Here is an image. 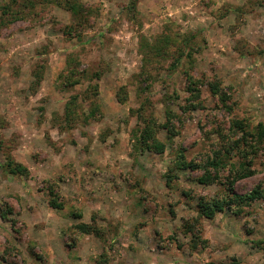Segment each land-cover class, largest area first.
<instances>
[{
	"label": "rangeland",
	"instance_id": "1",
	"mask_svg": "<svg viewBox=\"0 0 264 264\" xmlns=\"http://www.w3.org/2000/svg\"><path fill=\"white\" fill-rule=\"evenodd\" d=\"M77 1L89 12L88 24L67 33L77 19L52 1L0 0V18L2 7L12 8L0 19V209L11 208L5 207L7 220L0 210V264H264V244H255L264 240V199L241 215L228 207L212 217L198 213L201 199L223 196L230 167L215 183L192 181L199 169L179 171L167 183L177 150L202 162L221 142L218 129L229 132L232 116L217 108L209 80L220 79L236 101L234 117L252 126L264 121V5L138 0L129 10L130 0ZM229 6L250 12L221 17ZM162 34L170 37L167 53H156L152 46ZM188 38L191 56L168 74ZM240 41L249 54L238 52ZM73 66L81 79L62 89L60 74ZM190 75L200 100H190ZM74 95L86 112L100 105L89 123L62 121ZM168 108L177 114L178 132L170 140L166 129L159 131L165 153L135 150L145 124L138 110L163 124ZM7 155L28 174L9 173ZM231 162L240 165L237 156ZM251 168L235 192L264 188L263 150ZM56 197L62 207L51 206ZM194 218L198 250L185 231ZM80 222L101 236L78 233L73 226Z\"/></svg>",
	"mask_w": 264,
	"mask_h": 264
},
{
	"label": "trees",
	"instance_id": "2",
	"mask_svg": "<svg viewBox=\"0 0 264 264\" xmlns=\"http://www.w3.org/2000/svg\"><path fill=\"white\" fill-rule=\"evenodd\" d=\"M14 1V0H13ZM52 1L56 3L61 8L63 7L66 10H70L74 16L75 19H77L76 24H71L68 26L69 31H65L67 33H70L73 28L79 27L81 24H88V14H85L84 12V5L81 4L77 0H47ZM138 0H130V8L129 10L135 8ZM16 2V0H15ZM249 9L253 8L255 5L261 7L264 5V0H247L245 2ZM237 9H233L232 6L224 7L223 10L220 9V16L223 17L231 12H236L239 14V17L241 16V19L244 18V16L249 13V10H244V7H236ZM12 10L11 6H4L2 7V13H1V23L4 21V16L8 14ZM129 18L134 20V16L131 14H128ZM160 43L153 44V50L154 52L158 53L161 51H165L167 53V47L168 43L170 42V37L167 34H162V36L159 37ZM187 40V39H186ZM190 41L188 38V41H186V44L183 43L182 45L177 47L176 53L177 56H175V60L173 62V67L171 69L169 68V73H174L177 68V65L180 63L181 59L191 56V52H187V44ZM244 43V41H240L236 45V49L238 52L242 55L246 53V48L243 46H240L239 44ZM246 54H249L246 53ZM71 61L72 58H69ZM68 65L70 66V61L68 62ZM36 81L38 83L42 79V73L36 72L35 74ZM77 71L75 69V66L71 67L70 69L64 70L60 74V87L62 89H69L76 83H79L81 77L77 76ZM191 85L188 88V91L190 95L192 96L190 100L197 101L200 100V97L202 96V92L200 88L198 87V84L196 83L195 77L193 75L189 76ZM207 86L209 88V92H211L212 96L217 98L219 100V103H221L222 106H219L217 104L218 109H223L231 115L230 118V126L229 129L227 128V133H222L221 127L218 129V134L221 137V143L218 145V147L213 150V153L210 156H207L202 160V162H197L196 160H189L186 158L185 153L183 150H177L176 156L174 159H172L169 170L167 172V183L169 184L174 178H178L179 171H185L188 169L191 170H202L203 173L201 176H197L196 178H193L192 181L200 182V183H215L217 180H221V176L223 173V169L230 167V173L226 176L227 182H226V188L223 196L221 198L211 199V201H205L201 199L200 203L198 204V213L200 216H209L212 217L217 212H222L226 207L230 209V211L236 215L243 214L247 208H249L253 202L257 200L264 199V188H261V186H257L251 191L245 193V194H239L235 192L234 185L237 181L246 178L250 175L254 174V170H252V166L254 163V157L258 155L262 150L264 151V121L258 122L256 125L252 126L250 122H246V119H240L237 116L234 117V112L236 110V101H231V95L227 91V88H225L224 85H222V82L218 78H214L209 80L207 83ZM95 86L91 85L88 90H93ZM119 94V93H118ZM118 98L121 102H123V97L118 95ZM171 98V96H170ZM165 104L170 103V100H166L164 102ZM199 103V106H202ZM96 104V103H94ZM100 106L99 104H97ZM94 105L92 108H90L89 112L84 111L82 105L79 102V96L74 95L71 96L70 99L67 101L65 106V111L62 115V121L64 120V123L66 124H76L83 120L85 123H89L91 118H95L97 111H99V107ZM198 105L193 103V109L197 108ZM167 117L166 122L163 124L158 122L157 119L153 116H147L145 114H140V110H138V118L140 120H144V125L140 126L137 130L138 138L135 142V150H149L151 152L163 154L166 151L167 144L163 141H161L158 137L159 131L163 128L166 129L168 132V138L171 140L174 139V137L177 135V129L174 124V117H177V114L171 110L167 109L166 111ZM63 128L66 126H62ZM7 160L5 163V167L11 174H21V175H27L29 170L27 167L23 166L22 164H19L14 161L13 158H11V155H7ZM239 157V163L240 165H237L236 163L232 164V158ZM241 161V162H240ZM186 194H188L186 192ZM50 204L53 207H62V203L57 201V197L50 200ZM4 206V208H3ZM8 207V212L11 211V208L7 203H4L1 206L2 213L1 217L4 220L8 219V215L5 212V207ZM0 209V210H1ZM194 224H189L190 222H186L185 226L187 229H185L186 234L190 235V246L192 250H198L200 245V240L202 239L200 237V234L198 233V230L196 231V223L198 224V220L196 218ZM74 229L77 230L80 234H95L97 236H101L100 229L98 227H95L92 224L88 223H76L74 226ZM255 244L261 245L264 244V240H257L255 241ZM264 248V246H262ZM205 264H238V261L235 259H231L229 262H207Z\"/></svg>",
	"mask_w": 264,
	"mask_h": 264
}]
</instances>
